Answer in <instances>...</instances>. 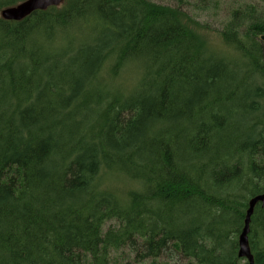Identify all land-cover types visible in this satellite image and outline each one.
I'll return each mask as SVG.
<instances>
[{"label": "trees", "instance_id": "trees-1", "mask_svg": "<svg viewBox=\"0 0 264 264\" xmlns=\"http://www.w3.org/2000/svg\"><path fill=\"white\" fill-rule=\"evenodd\" d=\"M202 26L156 0L0 17V264H114L120 250L135 254L126 264H247L238 235L264 192V12L231 10L229 50ZM105 173L125 176L124 194ZM248 239L264 264L259 203Z\"/></svg>", "mask_w": 264, "mask_h": 264}, {"label": "rangeland", "instance_id": "rangeland-1", "mask_svg": "<svg viewBox=\"0 0 264 264\" xmlns=\"http://www.w3.org/2000/svg\"><path fill=\"white\" fill-rule=\"evenodd\" d=\"M159 3H168L172 6H180L181 10L188 14L190 17L199 22L202 26V34L207 40L208 44H211L217 48H224L229 50L220 38V31L224 23L228 20L229 14L232 9L245 4H253L258 7L259 10L264 12V3L260 0H183L178 3L177 0H156ZM17 3V2H16ZM15 4V3H14ZM2 9V8H0ZM77 40L85 38V28L81 33L76 34ZM121 70L120 77L123 79ZM125 72V71H124ZM131 72H127V83L131 80ZM120 78V79H121ZM130 86V85H129ZM248 120L241 121V127H243ZM112 188L118 194H124V190L129 186L128 180L124 175L119 173L104 174L102 177V187ZM120 194V195H121ZM109 222L105 225L107 227ZM134 253H128L127 250H120L112 254V261L114 264H126L132 263ZM187 260L182 258L179 254L162 255L151 260L146 258L143 264H186Z\"/></svg>", "mask_w": 264, "mask_h": 264}, {"label": "water", "instance_id": "water-1", "mask_svg": "<svg viewBox=\"0 0 264 264\" xmlns=\"http://www.w3.org/2000/svg\"><path fill=\"white\" fill-rule=\"evenodd\" d=\"M63 0H22L13 5L0 9V17L4 20L19 21L37 10H46L51 6H60ZM260 40L264 42V34L260 35ZM264 206V192L249 198L243 226L238 235L237 256L243 258L247 264H254L253 254L250 249L248 234L250 231V220L254 208L257 204Z\"/></svg>", "mask_w": 264, "mask_h": 264}]
</instances>
